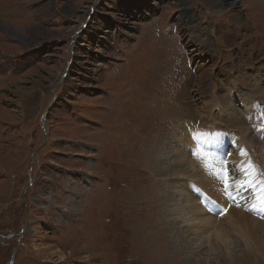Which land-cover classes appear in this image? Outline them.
Wrapping results in <instances>:
<instances>
[{
  "label": "rangeland",
  "instance_id": "374dc122",
  "mask_svg": "<svg viewBox=\"0 0 264 264\" xmlns=\"http://www.w3.org/2000/svg\"><path fill=\"white\" fill-rule=\"evenodd\" d=\"M225 1L234 11L220 15L202 0H0V264H264L254 205L196 199L198 219L216 222L202 233L168 212L175 188H162L191 127L218 128L221 176L243 177L236 133L256 141L244 156L264 150V0ZM235 85L256 99L249 130ZM214 203L228 212L214 217ZM221 225L229 250L201 239ZM170 230L180 240L164 248Z\"/></svg>",
  "mask_w": 264,
  "mask_h": 264
},
{
  "label": "bare ground",
  "instance_id": "6f19581e",
  "mask_svg": "<svg viewBox=\"0 0 264 264\" xmlns=\"http://www.w3.org/2000/svg\"><path fill=\"white\" fill-rule=\"evenodd\" d=\"M203 3L205 5H208L212 8L215 9L214 12H217L218 14L220 15H223L222 12H225L227 10H233L234 9L232 8V6H234L236 4V2L234 1H229V2H226L225 0H202ZM188 12V10H186V13ZM235 16H237V19L239 22H243V17L240 15V14H236ZM195 37H192L191 36V40H193ZM44 89V88H43ZM235 90L233 91L234 93H237L238 95V98L240 100L243 101V103H241V106H242V111H243V120L247 122V124H252L253 122V116H254V112L256 111L257 109V105L255 104V101L256 99L255 98H252L251 96H248V94H246L247 92L243 91L240 89V86L238 87L237 85L235 86H232L231 90ZM214 102V101H213ZM212 102L206 104V105H209L211 104ZM234 103H235V97L232 98L231 100H229V102L227 104H225L224 106H222V109L219 110L222 111L223 113L225 112H229L228 110L230 109H235L234 108ZM213 104V103H212ZM215 105V108H220L219 105L217 103H214L213 106ZM217 108V109H218ZM230 113V112H229ZM233 113H236L235 110H233ZM245 113H253V115H247L245 116ZM228 114V113H227ZM229 115V114H228ZM261 116V114H260ZM264 116V115H263ZM262 117V116H261ZM260 117V119H261ZM254 119H255V116H254ZM264 119V118H262ZM260 121V120H259ZM264 121V120H263ZM261 123V122H260ZM264 124V123H263ZM148 125V124H146ZM145 125V126H146ZM143 126V125H142ZM189 127H191L189 125ZM195 127V126H194ZM258 127V125H257ZM250 128V125L245 127V130H249ZM144 129V127H143ZM142 129V130H143ZM218 129L217 127H213L212 129L210 130H196L194 129L193 127L191 128L190 132L187 131V136L184 138V141H185V147L183 148V153H181V157L183 159L181 160H177L175 159V165H172L170 164L169 167L170 169L169 170H166L168 173H167V177H163L164 179V184L162 186L163 188V194H164V197L166 198L167 196V193H166V189L165 187H171L172 188H177L179 186H184L187 185H191V189H194L196 190L197 189V186L201 188L200 190V193L197 194V196L195 194H191V192H189V188H188V194H185L183 197H182V194L180 195H177L176 193H178V191H176L174 189V192L173 190H171V194L172 196L171 197H175L177 200L176 202H173L172 203V207L168 209V212L171 213V214H175L177 216H179L183 221L182 222H187V224L189 226H193V223L192 221H194L197 226L199 227L198 230H200L202 233H206L207 230H209L213 224H216V222L214 221L215 219H198V216H199V212L200 210L197 209V207L195 208L193 205L195 204L196 202V199H200L201 201H205V202H210V194L213 193V198L215 199V201H221L222 205H226V206H229L228 204L229 203H232L234 202V198L236 197V195H238L237 193L232 197L231 196V192L230 190H239V193H242L243 194H246L250 197L253 208L256 209L257 207H261L263 204L261 203V200L264 199V197L260 198L259 196H257V192H255V195H253V192L254 190L252 189L251 191H245L243 189V186L242 184H245L246 182L247 183H254L256 180H257V183H259L261 185V187H264V150L261 149V152H260V159L262 157V159L260 160L259 157L257 158H253L251 159L250 156H244L243 155V151H244V148L247 147L249 148L250 150L252 149L254 143V141H251V136H247L248 133H243V132H240V133H236V138L234 139V142H233V145L234 146H237V153H238V156H236L234 159H232L231 161H233L232 164H235L236 168L235 170H238L241 174V176L243 175V177H240L239 179L235 180V179H230L231 182L234 183V186L233 188L231 189L230 187H224L223 183L221 184V180H223V175L225 174H222V176L219 174L220 170H215L213 172V169H215V167L219 164H221L223 161L221 159V155L219 154L220 152H223L222 150L221 151H218L219 150V146L222 144L220 143V141L222 140V137L220 135L217 134V130ZM258 129H261V127H259ZM149 130V129H148ZM153 130V129H152ZM192 130L194 131V134H191ZM156 131V130H155ZM152 132V131H151ZM156 133V132H155ZM204 134H208V135H204ZM260 134V133H259ZM238 135V136H237ZM160 136V135H159ZM255 139V138H253ZM153 140V139H152ZM262 140V139H261ZM260 140V141H261ZM264 140V139H263ZM179 141H181L179 139ZM258 141V140H257ZM137 142V141H136ZM135 144V143H134ZM223 147H225V150L224 152L226 151L227 152V148H229L227 146L226 143L222 144ZM147 146V145H146ZM262 146H263V149H264V143H262ZM150 147V146H148ZM164 147V146H163ZM192 148V154H190L189 152V148ZM257 147V146H256ZM261 148V147H260ZM160 150V149H159ZM171 151V153L173 154V156L176 158V154L173 153V150L169 149ZM259 150V149H257ZM161 151V150H160ZM236 151V149H235ZM263 151V152H262ZM167 153L169 151H166ZM254 153V151H252ZM152 153V152H151ZM158 153V152H157ZM124 154V153H123ZM244 154H246V152L244 151ZM255 154V153H254ZM144 155V154H143ZM151 155V154H150ZM124 156V155H123ZM190 156L192 157V161L189 160ZM226 154H224V158H225ZM259 156V155H258ZM155 157V156H154ZM189 157V158H188ZM229 157V156H228ZM123 158V157H122ZM135 158V157H134ZM156 158V157H155ZM154 158V159H155ZM168 158V157H167ZM149 159V158H147ZM169 161L171 162V159H172V156H170V158H168ZM191 159V158H190ZM151 160V159H150ZM156 160V159H155ZM226 160V159H225ZM187 161V162H185ZM227 161V160H226ZM151 162V161H150ZM155 162V161H154ZM163 163V162H162ZM187 163H191L192 165H194L195 167L198 168V170H196V172L194 173H189L187 170H188V167H185ZM255 163H257L258 165H260L263 169H259L258 167L253 168L251 166H253ZM223 164V163H222ZM221 164V165H222ZM131 165V164H130ZM160 166V165H159ZM168 167V165H167ZM193 167V166H192ZM223 167V166H221ZM226 169L228 168V165H225ZM196 168V169H197ZM253 168V169H252ZM212 169V170H211ZM219 169H221L219 167ZM224 169V167H223ZM159 170V169H158ZM222 170V169H221ZM156 171V170H155ZM154 171V172H155ZM163 171V170H161ZM157 173V172H156ZM163 173V172H162ZM210 173V174H209ZM160 174V173H159ZM157 175V174H156ZM161 175V174H160ZM163 175H166L163 174ZM228 175V174H227ZM226 175V176H227ZM162 176V175H161ZM221 176V177H220ZM149 177V176H148ZM159 177V176H158ZM157 177V178H158ZM231 177V176H229ZM153 179V177H152ZM248 179H251L248 181ZM174 181V182H173ZM156 182V181H155ZM160 182V181H159ZM228 182V181H227ZM204 183V184H203ZM236 184V186H235ZM246 185V184H245ZM257 184H255L253 187H255ZM242 186V187H241ZM241 187V189L239 188ZM256 188V187H255ZM185 189V188H184ZM133 190V189H132ZM162 190V189H161ZM111 191V190H110ZM186 191V190H185ZM112 192V191H111ZM143 192V191H142ZM223 192H226L227 194H223ZM166 193V194H165ZM106 194V193H105ZM155 194V193H154ZM134 195V194H133ZM159 195V194H158ZM157 195V196H158ZM146 196V195H145ZM180 196V198L178 197ZM151 197V196H150ZM159 197V196H158ZM198 197V198H197ZM114 198V197H113ZM142 198V197H141ZM163 198V197H162ZM226 198V199H225ZM229 198L231 199V201L228 203L229 201ZM135 199V198H134ZM140 199V198H139ZM137 199V200H139ZM144 199V198H143ZM147 199V198H146ZM145 199V200H146ZM155 199V198H153ZM167 199V198H166ZM108 200V199H107ZM106 200V201H107ZM114 200V199H113ZM171 200V198L169 199ZM132 201H136V200H132ZM131 201V202H132ZM155 201V200H154ZM120 202V201H119ZM168 202V201H166ZM136 203V202H135ZM146 203V202H145ZM148 203V202H147ZM153 203V201L151 202ZM120 204V203H119ZM122 204V203H121ZM157 204V203H156ZM161 204V203H160ZM203 204V203H202ZM111 205H112V202H111ZM171 205V204H170ZM169 206V205H168ZM166 206V207H168ZM158 207V206H157ZM161 207V206H160ZM176 207V209H175ZM149 209V208H148ZM211 209H214V211H217L219 210V213H220V208L218 206V203H214L210 208H207V211H209L210 213H213L211 211ZM230 209H231V206H230ZM241 209V208H240ZM110 211V210H109ZM115 211V210H114ZM113 211V212H114ZM199 211V212H198ZM158 212V211H157ZM156 212V213H157ZM228 212V210H223L220 215H224ZM111 213V212H109ZM159 213V212H158ZM161 213V212H160ZM204 213V212H203ZM254 211H249L247 214H249L250 216L253 215V217H250V220L252 222V225H253V229H255V227H259V228H262V230L264 231V220H260V218H258L257 216L254 217ZM113 214V213H112ZM209 214V213H208ZM163 215V214H162ZM214 216V215H213ZM209 217V216H207ZM210 217H211V214H210ZM215 217V216H214ZM224 217V216H223ZM178 218V217H177ZM203 218V217H202ZM165 219V218H164ZM224 219H229V222L231 223V226L232 228L236 229L237 228V221L234 219V218H227V217H224ZM220 220V219H219ZM169 223V225H171V221H167ZM166 223V222H165ZM181 224V223H179ZM174 225V224H173ZM223 225V224H222ZM222 225H221V228L216 232L214 233L215 235L211 237V234L209 236L208 239L206 238H201L203 240H205V242H208V243H211L212 240L214 239H217L218 242L221 244V246L224 247V249L226 250H229L231 248V241L229 238H226V236L221 232V231H225L224 228H222ZM188 226V227H189ZM185 228V227H184ZM186 229V228H185ZM213 229V227H212ZM241 229V228H239ZM253 229L251 231H253ZM227 230V229H226ZM242 231V229H241ZM250 231V233H251ZM242 233V232H240ZM179 233L178 232H173V231H168V232H165L164 233V237L162 239L161 242H159L162 247H166L167 245V242L171 241V242H176L178 240H180V236L178 235ZM197 234V233H196ZM206 234V235H207ZM229 234V232H228ZM198 236H200L201 234L198 233L197 234ZM155 236V235H154ZM165 236L167 237V240H164L165 239ZM211 237V238H210ZM249 237H247V239H245V242L247 243V240H248ZM198 240V238L193 242L191 243H187V248L190 249V251L192 252V245L195 246L197 249L201 248V246L203 247L202 245V240ZM158 243V244H159ZM218 243V244H219ZM169 245V244H168ZM171 246V245H170ZM194 247V248H195ZM213 247V246H212ZM223 249V250H224ZM171 250V249H170ZM205 252V251H204ZM148 253V252H147ZM173 253V252H172ZM171 253V254H172ZM169 254V253H168ZM133 255V254H132ZM178 256V255H176ZM135 257V256H133ZM132 257V258H133ZM170 259V258H169ZM174 259V258H173ZM133 260V259H132ZM165 260L166 262L168 263V260L165 256ZM172 260V259H171ZM131 263V262H130ZM128 263V264H130ZM133 264V263H132Z\"/></svg>",
  "mask_w": 264,
  "mask_h": 264
},
{
  "label": "snow or ice",
  "instance_id": "6c2138e0",
  "mask_svg": "<svg viewBox=\"0 0 264 264\" xmlns=\"http://www.w3.org/2000/svg\"><path fill=\"white\" fill-rule=\"evenodd\" d=\"M204 135H208V134H204ZM234 186L233 184H228L227 183V179H226V187H232ZM262 196H264V193L261 194ZM261 203L264 204V199L261 200Z\"/></svg>",
  "mask_w": 264,
  "mask_h": 264
},
{
  "label": "water",
  "instance_id": "95a60500",
  "mask_svg": "<svg viewBox=\"0 0 264 264\" xmlns=\"http://www.w3.org/2000/svg\"><path fill=\"white\" fill-rule=\"evenodd\" d=\"M31 170V169H30ZM32 180V179H31ZM28 189V187H26V189L25 190H27ZM25 192V191H24ZM14 253H15V249L13 250V257H14Z\"/></svg>",
  "mask_w": 264,
  "mask_h": 264
}]
</instances>
